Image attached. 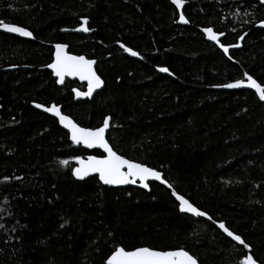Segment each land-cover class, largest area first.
I'll list each match as a JSON object with an SVG mask.
<instances>
[{"label": "trees", "instance_id": "1", "mask_svg": "<svg viewBox=\"0 0 264 264\" xmlns=\"http://www.w3.org/2000/svg\"><path fill=\"white\" fill-rule=\"evenodd\" d=\"M181 7L186 24L172 0H0V20L33 34L0 31V264H106L118 246L183 247L198 264H239L250 253L264 264V101L251 87L218 86L246 81L245 72L264 85V4ZM82 17L88 32L75 30ZM207 27L223 33L227 53L205 39ZM59 43L95 60L104 86L92 99L74 101L85 88L77 80L57 85L47 65ZM33 103L56 104L82 127L110 116L113 150L161 172L212 219L180 213L157 182L146 191L76 180L73 158L102 152L73 144Z\"/></svg>", "mask_w": 264, "mask_h": 264}, {"label": "snow or ice", "instance_id": "2", "mask_svg": "<svg viewBox=\"0 0 264 264\" xmlns=\"http://www.w3.org/2000/svg\"><path fill=\"white\" fill-rule=\"evenodd\" d=\"M172 3L179 9L185 0H172ZM261 4H264V0H260ZM180 21L187 23L183 13L179 16ZM81 23L76 31L88 32L90 28L87 27L88 18L82 17ZM259 25L264 27V20L259 21ZM0 29H3L9 33H18L21 36L31 37L33 34L25 27L17 26L16 24L7 23L4 20H0ZM209 40L216 41L219 43L218 35L222 36L223 33L217 34L213 31V28L207 27L203 29ZM244 37H240L243 39ZM119 43V41H118ZM125 52L132 56H138L139 53L133 51L130 47H125L123 44L120 45ZM239 46V45H237ZM66 44L55 45V58L52 63L48 64L47 67L52 69L54 75L58 78L57 83H63L66 75L79 76L83 81H87L88 90L87 92H81L76 89L75 92L77 97L91 96L94 89L100 88L103 83L100 76L93 70V64L95 61L86 59L84 56H73L70 55L66 49ZM224 52H228V47L220 44ZM14 67V66H13ZM161 72H168L169 69L166 67L159 68ZM245 79H237L235 82L218 85L224 88H238L241 86H248L255 89L259 99L264 101V85L258 83L251 75L247 72L244 73ZM247 82V83H246ZM37 108H43L46 112L54 114L59 119V123L64 128L68 129L70 139L73 144H84L88 148L94 146L102 148L107 155L96 157L89 156L87 161H84L80 157H74L79 164V167L73 168L72 173L77 178L83 179L89 173H97L99 180L105 185H123V184H135L137 179L144 188H148L150 179L161 181L167 184V187L172 189V196L179 202V211L182 213H190L196 217H207L209 220L212 217L206 212L202 211L199 207L195 206L186 199L184 195L179 194L173 185L164 180L161 172L155 170L152 167H148L144 163H138L131 159H126L123 155H118L113 147L105 139V131L110 127V117L105 116L103 124L100 127H81L76 123L70 116L64 115L61 109L56 104H52L50 107H45L43 104H36ZM68 160H61V165H68ZM126 169V170H125ZM5 181L8 177L3 178ZM17 179H19L17 177ZM218 227L231 237L232 240L243 245L245 249H249L250 246L245 243L240 235L235 234L233 231L226 227L223 221L219 222ZM106 264H198L197 258L185 250L183 247L175 248L172 250H157L153 247L142 246L135 247L132 250H126L125 247H116L108 255ZM239 264H257L256 259L253 255H243L239 260Z\"/></svg>", "mask_w": 264, "mask_h": 264}, {"label": "water", "instance_id": "3", "mask_svg": "<svg viewBox=\"0 0 264 264\" xmlns=\"http://www.w3.org/2000/svg\"><path fill=\"white\" fill-rule=\"evenodd\" d=\"M260 1V0H259ZM179 13L181 14L182 13V7H180L179 9ZM179 22L181 23V24H186V23H184V22H182V21H180V19H179ZM17 26H19V25H17ZM0 31L1 32H3V33H6V34H11V35H15V36H18V37H21V38H24V39H32L33 38V35L31 36V37H25V36H21V35H19L18 33H9V32H7V31H5V30H3V29H0ZM214 31V30H213ZM203 34H204V36H205V39L207 40V41H210V42H212V43H214V44H216L219 48H221L220 47V42L219 43H217L216 41H212V40H209L208 39V37H207V35L204 33V31H203ZM218 34V33H217ZM218 39H220V36L218 35ZM59 44H62V43H59ZM222 50H223V48H221ZM55 51H56V49H55V47H54V52H53V60H54V58H55ZM66 51L68 52V50L66 49ZM70 55H73V56H84V55H76V54H72V53H70V52H68ZM86 59H88L86 56H84ZM89 60H92V59H89ZM93 61H95V60H93ZM50 69V68H49ZM51 70V72H52V74H53V76L56 78V80L58 79L55 75H54V73H53V71H52V69H50ZM93 70L96 72V70H95V63L93 64ZM96 74H97V72H96ZM98 75V74H97ZM99 76V75H98ZM66 78H69L70 80H74V79H76L79 83H85L86 84V86H85V90H78V91H81V92H87V90H88V83H87V81H83V80H81L80 78H79V76H71V75H66L65 76V78H64V81H65V79ZM101 78V77H100ZM101 80H102V78H101ZM64 81H63V83H64ZM102 84H101V87L100 88H97V89H94V91H93V93L91 94V96H82V97H77L76 96V94H75V92H74V101H78V100H85V99H88V100H90V99H92V97L97 93V92H99L102 88H103V86H104V81L102 80ZM63 83H57V85L58 86H62L63 85ZM247 83V82H246ZM241 87H246V85L245 86H241ZM248 87V86H247ZM36 104H39V103H33L32 104V106L34 107V108H36V109H38L39 111H41V112H44V113H46V114H48V115H50V116H52L53 118H55L56 119V121H57V123H58V125L62 128V129H64L67 133H68V138H69V140L71 141V139H70V134H69V132H68V129H66V128H64L63 127V125H61L60 123H59V119L57 118V117H55L54 116V114H52V113H49V112H46L43 108H37L35 105ZM52 105V104H51ZM50 105V106H51ZM50 106H45V107H50ZM62 112V111H61ZM62 114H64V113H62ZM64 115H66V114H64ZM108 117H110V116H108ZM104 120V119H103ZM110 123H111V120H110ZM102 124H103V122H102ZM102 124L100 125V126H102ZM100 126H98V127H100ZM82 127V126H81ZM110 128V127H109ZM109 128L108 129H106V131H105V139L107 140V132H108V130H109ZM108 141V140H107ZM72 142V141H71ZM76 145H80L82 148H84V149H86V150H100L101 152H102V156H104V155H107V153H105L104 152V150L102 149V148H99V147H96V146H94V147H92V148H88L86 145H84V144H76ZM118 154V153H117ZM119 155V154H118ZM89 156H96V155H87V156H85V157H82L81 159H83L84 161H87V159H88V157ZM96 157H100V156H96ZM127 159V158H126ZM136 162V161H135ZM139 163V162H138ZM76 167H79V164L77 163V161H76V166L74 167V168H76ZM126 170V169H125ZM158 171V170H157ZM73 174V173H72ZM162 174V173H161ZM91 176H96L97 177V179H98V181L102 184V185H105V184H103V182L102 181H100L99 180V175L97 174V173H89L87 176H85L83 179H80V178H77L76 176H74L73 175V177L76 179V180H80V181H82V180H84V179H86V178H88V177H91ZM162 177H163V175H162ZM164 179V178H163ZM150 182H157V183H159V184H161V185H163L164 187H166L167 189H169L170 190V188H168L167 187V184H164V183H162L161 181H157V180H154V179H150L149 181H147V183H148V185H149V183ZM105 186H109V187H127V186H130V187H138V188H141V189H143V190H146V191H149L150 190V186H148V188H144L142 185H141V183L139 182V179H137V183H135V184H131V183H129V184H123V185H105ZM173 198L175 199V197L173 196ZM187 199V198H186ZM175 201L178 203V210H179V202L175 199ZM180 212V211H179ZM180 213H182V212H180ZM183 214H188V215H191V216H194V215H192V214H190V213H183ZM194 217H196V216H194ZM201 218H204V219H206V220H209L207 217H201ZM218 224H219V222H216L215 223V225H216V227L225 235V236H227V234L226 233H224L223 232V230L222 229H220L219 227H218ZM228 237V236H227ZM228 238H230L231 239V237H228ZM232 240V239H231ZM233 242H235V243H237V244H239L238 242H236V241H234V240H232ZM240 245V244H239ZM170 250H172V249H170ZM248 254H250V253H247L246 255H248ZM107 260V259H106ZM257 264H259L258 262H257Z\"/></svg>", "mask_w": 264, "mask_h": 264}, {"label": "bare ground", "instance_id": "4", "mask_svg": "<svg viewBox=\"0 0 264 264\" xmlns=\"http://www.w3.org/2000/svg\"><path fill=\"white\" fill-rule=\"evenodd\" d=\"M69 79V78H68ZM74 80H76V79H74ZM81 84V83H80ZM53 88H54V86H53ZM76 90H80V89H76ZM84 90H85V88H84Z\"/></svg>", "mask_w": 264, "mask_h": 264}, {"label": "flooded vegetation", "instance_id": "5", "mask_svg": "<svg viewBox=\"0 0 264 264\" xmlns=\"http://www.w3.org/2000/svg\"><path fill=\"white\" fill-rule=\"evenodd\" d=\"M82 84H84V86H86V84H85V83H82Z\"/></svg>", "mask_w": 264, "mask_h": 264}]
</instances>
